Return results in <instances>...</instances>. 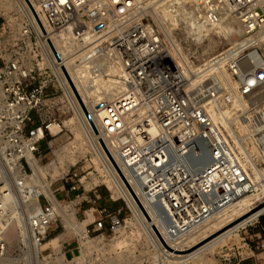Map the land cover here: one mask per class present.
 <instances>
[{
	"label": "built area",
	"instance_id": "1",
	"mask_svg": "<svg viewBox=\"0 0 264 264\" xmlns=\"http://www.w3.org/2000/svg\"><path fill=\"white\" fill-rule=\"evenodd\" d=\"M37 3L44 32L37 23L27 22L21 36L33 35L35 43L23 41L21 45L43 61L41 42L61 81L45 60L30 68L0 46V259L8 250L6 231L17 221L19 243L14 264H105L110 241L121 231L135 229L129 221L138 225L125 199L116 198L127 209L128 217L121 209L98 206L101 198L94 193L91 222L81 236L72 234L71 242H61L60 252L54 251L48 230L61 220L55 203H62L53 192V201L44 193L34 200L37 187L28 175L32 172L29 162L38 163L40 143L47 135L62 132L56 120H36L50 83L63 98L64 91L68 92L82 122L110 162L101 145L110 155L103 138L108 141L114 152L110 157L132 203L148 221L154 219V237L143 235L154 255L168 251L163 244L172 250L168 254L187 250L174 249L168 243L202 231L238 199L256 193L254 170L227 128L234 130L240 145L255 136L264 147V110L247 115L255 109L252 98L264 94V0ZM162 9L173 14L184 9L195 15L204 30L235 20L239 35L224 50L191 69V58L183 57L178 44L166 38L156 22V12ZM217 39L227 41L222 36ZM67 66L73 72L86 70L90 80L86 90L97 87L99 91L89 95L85 86H80V94ZM75 79L79 82L81 78ZM64 100L66 110L74 114L71 103ZM237 102L244 104L243 109L234 107ZM235 116L258 132L238 134L240 121L232 122ZM76 190L75 186L69 189ZM110 199L115 202L112 195ZM200 264L241 262L221 253L212 262Z\"/></svg>",
	"mask_w": 264,
	"mask_h": 264
},
{
	"label": "rangeland",
	"instance_id": "2",
	"mask_svg": "<svg viewBox=\"0 0 264 264\" xmlns=\"http://www.w3.org/2000/svg\"><path fill=\"white\" fill-rule=\"evenodd\" d=\"M17 4L16 0H0V46L3 51L22 58L28 67L34 68L37 64L42 63L45 57L42 61L40 56L35 57L30 50L22 48L21 44L23 41H29L30 44H34L35 40L33 35H28L26 37L21 36V29L27 24V18L23 15ZM181 29L182 27L178 31L173 32L176 39H174V41L178 44L179 48H181L180 51L182 50L183 57L186 59L191 58L189 59L191 61V69L198 68L204 61L224 50L229 42H234L230 37L226 38L224 36L227 41H223L217 39L221 36L209 35L211 41L213 40L216 44L201 49L200 46L194 45L192 42L186 44L182 41L179 36ZM206 42L207 41L204 43L205 45H207ZM45 65H47L46 60ZM263 97L264 94H261L257 98H252L250 103L254 105L255 102ZM64 98L56 86L50 83L47 88L46 96L44 100H42L40 112L36 114V120H56L61 123L62 127L61 133L56 136L47 135L40 143L38 167L42 182L48 185L51 192L56 195L62 204L66 202V204L64 203L65 207L59 202L58 203L62 205V209L66 212L70 220L77 223L75 221V219H77L79 222L77 224L82 228L92 220L89 210L92 205L90 201L93 199L94 193L98 194L101 198L98 206H106L112 210L121 209L123 216L128 217V211L123 203L119 199H116L117 197L112 191L113 187L110 180L102 171L103 167L101 168L98 166L96 154L92 151L91 147L88 146L85 139L82 142L76 137L80 129L79 126L73 122L74 114L66 110ZM246 103L251 106L249 102ZM256 111L257 110L254 109L252 113L247 115L253 116L256 114ZM232 112L236 113L235 115L238 116L242 115L239 112H235V110ZM236 117L237 116L232 119ZM241 119L242 118H238V121ZM238 123L239 125H237L236 131L242 136L246 135L247 131L241 128L240 122ZM255 139V136L249 138L247 143H244L243 147H246V152H249L251 157L245 155L248 165L251 166V168L254 166L255 178L252 179L258 186L255 185L257 190L254 187L255 194L259 195L264 187V154L261 152L262 148L256 144ZM258 171L261 173L260 175H257L259 174L257 173ZM74 173L76 177L72 175ZM31 174L33 175V172L30 173L29 171L28 175L32 176ZM41 180H38L37 184H35L37 188ZM72 186H75L77 190L73 192L69 191ZM110 195L113 196L115 202H112ZM262 201H264V195L260 197L253 196L247 200V207H243L240 212L244 213L259 205ZM40 203L44 204L42 198H40ZM129 223H131V226L135 229H128L125 233L121 231L118 237L110 241V245L107 246V253L109 252L107 258L109 261L105 264H157L159 260H161L160 254L158 253L157 256L154 255V253L150 251L144 238L145 235L140 230V227L132 224L131 221H129ZM258 224H261L264 229V213L258 216L255 221L233 232L231 238L225 241L220 247H216L212 253L204 252L198 261L191 260L187 264L212 262L213 258L216 257L217 259L221 253L229 254L233 261L240 260L241 264H264V247H261V244L264 243V232L261 233V230L257 231L258 229H256V226H258ZM18 226L19 224H17V222L16 224H11L6 231L8 250L5 260L0 262V264H14L13 258L16 256L15 254L19 243L17 239V233L19 232ZM73 233L72 228L65 224L62 219H57L48 230V239H52V242L55 241L59 246H57L58 248L55 247L54 251H60L61 242H71V240H73ZM110 237L112 236L110 235L109 238ZM118 241H124V245L115 247V243ZM73 244L74 243H72L71 246H73ZM226 247L233 248V250L226 251ZM68 257H70V255H68ZM79 260H81L80 257L74 261Z\"/></svg>",
	"mask_w": 264,
	"mask_h": 264
},
{
	"label": "bare ground",
	"instance_id": "3",
	"mask_svg": "<svg viewBox=\"0 0 264 264\" xmlns=\"http://www.w3.org/2000/svg\"><path fill=\"white\" fill-rule=\"evenodd\" d=\"M16 1L18 3L17 5L20 7L19 9H21V12L27 18L28 24H30V25L36 24V21H35L33 15H32V12L30 10V6H31V8H33L35 13L37 14V17H38L39 21L41 22V24H43V18L39 14V11H38L37 0H27L28 3L25 0H16ZM155 19H156V22L162 28V31L164 32L165 37L168 38L169 40L170 39L174 40L175 37L173 35V32L178 31L182 27L181 31L179 32V36L181 37L182 41H184L186 44L189 42H192V43H194V45L200 46L201 49H205V48H207V46L209 47V46H213L214 44H216L215 42H213V40L211 41L209 35H213V36L218 35V36H223V37L225 36L226 38L230 37V38H232V41H235V38L238 37V35H239V26L235 20L220 24L217 28L212 29V30H204L200 25H198L196 23L195 15L191 14L190 12L185 13L184 9H182L180 11H176V14L169 13L166 9H162V10L156 12ZM47 34L50 35L49 32H47ZM205 41H207L206 42L207 45L204 44ZM38 45L41 47V50L43 52V55L45 57L47 65L49 67H51V69L53 70V73L61 81L60 77L58 76L56 69L53 68V66L50 62V59H48V55L45 53V49H43L44 45L39 41H38ZM55 47H56V44H55ZM67 69L69 71V74L73 78V81H74L78 91L80 92V94L83 95L82 91L80 90V86H83V87L85 86V90H86V88L89 84V81H90L88 72L84 69H80L78 71L73 72L71 68H68V66H67ZM75 77L81 78L79 80V82L76 81ZM78 83H79V85H78ZM98 91H99V89L97 87H94L92 89L86 90V93L94 96L96 94V92H98ZM64 97L66 100H68L71 103V105L74 109L73 110L74 111L73 122L76 125H78L79 129H80L79 132L76 134V137L78 139H80L82 142L84 139L86 140L88 146L91 147L92 151H94V153L96 154L98 166H100L101 168L103 167L102 171L109 178L110 183L113 187L112 191L115 193V196L116 197H122L123 199H125L129 203L131 211L133 213L134 220L138 223L140 230L143 232V234L147 238H150L151 236L153 238L154 237L153 227L155 225L154 219L150 215L151 221H148V219H146L147 217L144 216L142 211L132 203V200L130 199V194L126 188V185H124V182L117 175V173L115 171H113V169L110 165L111 163L108 162L107 159L104 157V155L101 153V150H100L99 146L97 145V138L91 137L88 129L86 128V126L82 122V119H81L82 117H81V114L79 113L78 107H76V109H75V107H74V105L70 99V95L68 94V92L66 90L64 91ZM84 99L85 98H83V100ZM254 104H255V109L257 110L256 112H260V111L264 110V97L261 98L260 100H258L257 102H255ZM234 107L243 109L244 104L242 102H237L234 105ZM237 118H238V116L236 118L232 119V122L236 121ZM243 123H246V122H245V120L241 119L240 120L241 128L245 131H248V133L250 135H253V133L255 134L258 132L257 130H256V132H255V130H250L248 125L243 124ZM226 124L229 125L230 122H229V124H228V122H226ZM228 127L229 128H227V129H228L229 134L232 137L233 141H235L238 144L240 151L244 155L248 156L249 152H246V149H245L246 147L244 148L242 145H240V140H238L237 137L235 136L234 130L230 126H228ZM51 130H52V133H54V134L57 133V128L55 126H53L51 128ZM255 141H256V144L259 145L258 139H255ZM103 142L108 147L110 155L114 157V152L109 148L108 141L103 138ZM260 148H262V147L260 146ZM250 152H252V151H250ZM261 152L264 154V147L262 148ZM249 157H250V155H249ZM29 164H30V167H31L32 172H33V175L29 176V180L33 181L34 184H37V181L41 180L38 163L36 161H30ZM257 173H259V172H257ZM257 175H260V174H257ZM260 179H261V177H260ZM263 182H264V180H263ZM256 190H257V188H256ZM260 192H261V194H259V195L255 194L252 196H245V197L238 199L236 202H234L232 204V206L229 208L228 211L224 212L221 215V217H218L213 222L207 224L203 228L202 231H199V232L194 233V234H190L186 238H184L182 240H178L176 243H168V245L170 247H173L174 249H182V248L183 249L196 248V249H194L192 252L187 253L185 255L176 254L173 252L168 254V251L167 252L162 251V252H160L161 260H159V262L157 264H187L191 260H193V261L197 260L198 261L204 252L212 253L213 250L216 249V247H220L223 243H225V241L229 240L231 238L233 232L237 231L239 228L244 227L246 224H249L252 221H255L256 218H258V216H260L261 214L264 213V207H262L260 210L254 211L255 210L254 208L256 206L253 207L252 209L247 210L244 213L240 212L242 210V208L246 206V202H247V200H249V198H251L253 196L260 197L261 195H264V187H263L262 191H260ZM39 193H44L47 197H49L53 201V194H52L51 190L49 189L47 184L42 182V180H41V183L39 182V187L35 191L34 200H35V197L37 196V194H39ZM262 202H260V203H262ZM55 207L57 209V214H58V216L61 217L62 221L65 222V224H67L70 228H72L75 235L81 236L83 233V228L80 225H78L77 223H75L74 221L70 220V218L66 215V212L62 209V205H60L59 203H55ZM144 208L148 212L147 207L144 206ZM24 222L26 223V220H24ZM25 223L22 225L24 226ZM17 224H19V226H20V221L19 222L17 221ZM51 242H52V240H51ZM122 245H124V241H118L115 243V247H119ZM59 252H56V253H59ZM26 258L29 259L28 256ZM81 258H82V256L80 257V259ZM3 260H5V258L0 259V262H2ZM197 261H195V262H197Z\"/></svg>",
	"mask_w": 264,
	"mask_h": 264
},
{
	"label": "water",
	"instance_id": "4",
	"mask_svg": "<svg viewBox=\"0 0 264 264\" xmlns=\"http://www.w3.org/2000/svg\"><path fill=\"white\" fill-rule=\"evenodd\" d=\"M25 1L27 2V0H25ZM27 3H28V2H27ZM30 10H31V12H32V15H33V17H34V19H35L37 25L40 27V29L42 30V32H44V31H43V28H42V25H41V22L39 21V19H38V17H37V14H36L35 11L33 10V8H31V6H30ZM101 145H102V147H103V150H104L105 154H106L107 157L109 158L111 164H112L113 167L116 169V171H117V173L119 174V176H120V178L122 179V181L125 183V181H124L122 175H121L120 172L118 171V169H117V167H116L114 161H113L112 158L110 157L109 153L107 152V150L105 149V147L103 146V144H101ZM125 184H126V183H125ZM262 207H264V201H263L262 203H260L259 205H257V206L254 208V209H255L254 211L260 210ZM142 213H143V211H142ZM143 214H144V213H143ZM144 216H145V214H144ZM145 217H146V216H145ZM153 230H154V229H153ZM154 232H155V230H154ZM155 233H156V232H155ZM163 246H164L168 251H172V250H171L170 248H168L166 245L163 244ZM194 249H196V248L187 249V250H184V251H182V252L174 251V253H176V254L178 253V254L184 255V254H187V253L192 252Z\"/></svg>",
	"mask_w": 264,
	"mask_h": 264
},
{
	"label": "crops",
	"instance_id": "5",
	"mask_svg": "<svg viewBox=\"0 0 264 264\" xmlns=\"http://www.w3.org/2000/svg\"><path fill=\"white\" fill-rule=\"evenodd\" d=\"M256 229H258L257 231H260L261 230V233L262 232H264V229L262 228V226H261V224H258V226H256ZM53 241V240H52ZM51 245H52V247L55 249V247H57L58 246V244L57 243H55V241L54 242H51ZM59 247V246H58ZM57 247V248H58ZM56 248V249H57Z\"/></svg>",
	"mask_w": 264,
	"mask_h": 264
}]
</instances>
